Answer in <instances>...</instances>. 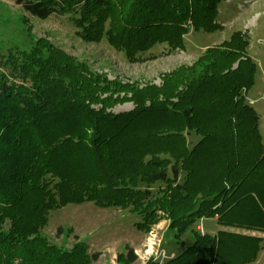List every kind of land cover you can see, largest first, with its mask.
Here are the masks:
<instances>
[{
	"label": "trees",
	"instance_id": "1",
	"mask_svg": "<svg viewBox=\"0 0 264 264\" xmlns=\"http://www.w3.org/2000/svg\"><path fill=\"white\" fill-rule=\"evenodd\" d=\"M10 1L38 19L67 17L80 38L105 40L129 62L161 44L182 49L190 30L217 31L225 2ZM248 46L246 34L234 31L193 65L165 75L161 86L141 89L90 72L44 40L1 54L0 264L96 260L85 242L64 250L40 235L51 212L85 202L130 207L143 232L163 218L175 237L189 231L191 244L164 264L254 261L264 238L194 228L215 219L264 233V143L246 95L258 67ZM15 76L29 84L8 81ZM124 100L134 109L109 110ZM185 131L198 136L192 146ZM136 259L132 248L118 255L122 264Z\"/></svg>",
	"mask_w": 264,
	"mask_h": 264
},
{
	"label": "rangeland",
	"instance_id": "2",
	"mask_svg": "<svg viewBox=\"0 0 264 264\" xmlns=\"http://www.w3.org/2000/svg\"><path fill=\"white\" fill-rule=\"evenodd\" d=\"M217 24L220 28L214 32L190 30L184 36L182 49H170L161 44L145 53L143 59L129 62L105 40L94 42L80 38L65 16L51 15L38 19L12 1L0 0V55L9 50L29 51L37 40H44L70 56L74 62L85 65L90 72L104 76L110 82L141 89L161 86L165 75L179 67L193 65L206 48L218 46L228 40L234 31H241L249 40L247 53L258 67L255 84L246 95L248 100L256 99L255 103L250 104L259 115L260 134L264 143V0H225L220 7ZM4 72L7 73L6 70ZM8 81L29 84L16 76ZM93 107L98 108L99 105ZM133 109L132 101L124 100L109 110L122 113ZM185 135L189 146L198 139L193 132L185 131ZM150 188L156 190V187ZM139 218L130 207L99 208L92 202L67 205L51 212L40 235L49 244L64 250L71 249L75 243L85 242L89 254H98L97 259L91 260L90 264H122L118 261V255L125 254L127 248H132L137 256L132 264H146L150 260L164 264L181 253L193 240L189 231L179 238L175 237L168 229L169 221L164 218L153 224L149 231H140L135 226ZM59 227L62 228L60 233L57 231ZM218 227L214 219H206L198 222L194 228L201 234H214L211 231H217ZM239 230V233L250 232ZM251 236L264 238V233L251 232ZM153 241V254L145 256L149 243ZM261 243L262 249L257 258L247 264H264V239ZM230 258L233 259L234 254Z\"/></svg>",
	"mask_w": 264,
	"mask_h": 264
},
{
	"label": "crops",
	"instance_id": "3",
	"mask_svg": "<svg viewBox=\"0 0 264 264\" xmlns=\"http://www.w3.org/2000/svg\"><path fill=\"white\" fill-rule=\"evenodd\" d=\"M214 220H215V219H214ZM204 221H206V220H204ZM227 229H228V230H233V231L235 230V232H237V233L240 232L239 229L225 228V227H221V226L218 227V230H217V231H219V230H227ZM217 231H215V232H214V231H213V232L211 231V233H214V234H215ZM247 232H248V233H247ZM251 232L254 233V232H256V231H250V232H249V231H242V233H244V234H246V235H251ZM257 233H261V232H257ZM252 235H253V234H252ZM259 237H260V236H259Z\"/></svg>",
	"mask_w": 264,
	"mask_h": 264
},
{
	"label": "clouds",
	"instance_id": "4",
	"mask_svg": "<svg viewBox=\"0 0 264 264\" xmlns=\"http://www.w3.org/2000/svg\"><path fill=\"white\" fill-rule=\"evenodd\" d=\"M252 100H256V99H252ZM152 243H154V241L149 243V246H148L147 252L145 253V256L153 254L154 249L152 247ZM137 254H139V253H137Z\"/></svg>",
	"mask_w": 264,
	"mask_h": 264
},
{
	"label": "built area",
	"instance_id": "5",
	"mask_svg": "<svg viewBox=\"0 0 264 264\" xmlns=\"http://www.w3.org/2000/svg\"><path fill=\"white\" fill-rule=\"evenodd\" d=\"M260 98H263V97H260ZM248 101H249V103H255L256 100H252L251 99V100H248Z\"/></svg>",
	"mask_w": 264,
	"mask_h": 264
}]
</instances>
